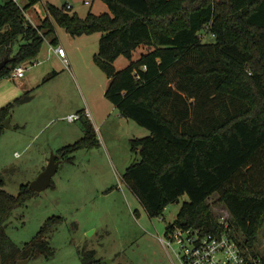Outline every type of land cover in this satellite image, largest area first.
Instances as JSON below:
<instances>
[{
    "label": "trees",
    "instance_id": "1",
    "mask_svg": "<svg viewBox=\"0 0 264 264\" xmlns=\"http://www.w3.org/2000/svg\"><path fill=\"white\" fill-rule=\"evenodd\" d=\"M38 1L23 8L13 0L0 3V61L10 57L0 79L20 64H33L45 39L58 43L54 22L71 35L102 32L95 58L109 78L105 94L124 117L150 131L132 139L141 158L128 166L126 183L151 217L189 196L167 231L185 220L221 232L207 203L218 193L231 235L264 264L257 249L264 226V0H103L109 12L85 17L47 3L48 14L35 25L24 10ZM202 31L215 41L205 42ZM120 55L129 63L118 70ZM193 55L200 68L185 62ZM186 95L195 98L193 108ZM12 107H0L1 129ZM81 142L58 152L71 160ZM35 194L30 183L12 194L0 180V264L53 254L44 236L60 216L50 217L23 247L6 233L14 209ZM94 255L90 251L83 264H106Z\"/></svg>",
    "mask_w": 264,
    "mask_h": 264
},
{
    "label": "rangeland",
    "instance_id": "2",
    "mask_svg": "<svg viewBox=\"0 0 264 264\" xmlns=\"http://www.w3.org/2000/svg\"><path fill=\"white\" fill-rule=\"evenodd\" d=\"M49 1L59 7L70 6V12L81 17L110 11L103 0H89L91 4L86 0ZM46 5L47 0H39L26 10L33 24L41 23L48 14ZM54 24L58 43L45 39L43 58H36L41 62L28 66L24 77L0 79V107L13 103L9 126L0 127V180L4 188L17 194L22 184L31 183L44 170L52 155L59 156L53 184L14 209L7 235L23 247L50 217L60 216L44 236L53 254L33 257L26 264H83L90 251L106 264H181L178 246L165 244L169 240L165 231L189 196L168 205L162 215L148 214L124 174L141 158L139 150L132 148V139L150 131L124 117L105 94L109 78L95 58L102 32L71 35ZM202 32L205 42L215 41L213 34ZM17 47L16 43L15 51ZM58 47L68 62L55 51ZM49 49L53 56L45 57ZM195 57L185 62L200 68ZM128 63V58L120 55L114 65L120 70ZM49 65L52 68L44 72ZM170 78L176 88L180 80L176 69ZM26 95L32 98L21 102ZM185 98L193 108L195 98ZM69 114H79L80 118L69 121ZM78 142L81 144L71 160L59 154L61 147ZM207 203L217 218L229 214L218 193ZM257 249L264 254V226Z\"/></svg>",
    "mask_w": 264,
    "mask_h": 264
},
{
    "label": "built area",
    "instance_id": "3",
    "mask_svg": "<svg viewBox=\"0 0 264 264\" xmlns=\"http://www.w3.org/2000/svg\"><path fill=\"white\" fill-rule=\"evenodd\" d=\"M24 7L23 0H13ZM90 3L89 1H86ZM70 6H68L69 8ZM28 18L26 10H24ZM63 57L64 62H68L62 47L56 49ZM35 64V62L33 63ZM32 64H20L11 71L12 77H24L28 66ZM79 114H69L67 119L74 121L79 119ZM230 214L219 218L222 231L205 232L200 227L190 224L175 225L171 230L165 231L169 240L165 241L166 246L176 244L179 248L177 256L181 264H263L262 258L253 254L248 248H243L240 243L230 233Z\"/></svg>",
    "mask_w": 264,
    "mask_h": 264
},
{
    "label": "water",
    "instance_id": "4",
    "mask_svg": "<svg viewBox=\"0 0 264 264\" xmlns=\"http://www.w3.org/2000/svg\"><path fill=\"white\" fill-rule=\"evenodd\" d=\"M10 61V57H5L4 60L0 61V71L8 64V62ZM32 97H30L29 95L24 96L21 99V102H25L30 100ZM9 121H10V115H8L6 117V119L3 122V125L5 127L9 126ZM140 148H142V146H140ZM57 155H52L51 159L49 160L48 165L44 168V170L30 183V187L37 191L40 192L46 188H48L49 186H51L52 184V180H53V176L57 171V168L59 166V160L57 159ZM182 225L187 224V221L183 220L181 222ZM30 260V258H26L23 260L19 261V264H26L28 261Z\"/></svg>",
    "mask_w": 264,
    "mask_h": 264
},
{
    "label": "crops",
    "instance_id": "5",
    "mask_svg": "<svg viewBox=\"0 0 264 264\" xmlns=\"http://www.w3.org/2000/svg\"><path fill=\"white\" fill-rule=\"evenodd\" d=\"M86 1H89V0H86ZM27 2H28V0H27ZM90 2V1H89ZM47 3H51L49 0H47ZM91 4V3H90ZM56 51V50H55ZM50 53L52 54V56H53V51H50V49H49V51H47V56L45 55V57H48V56H50ZM59 53V52H58ZM41 54V55H40ZM40 54L37 56V58H43L42 57V53L40 52ZM64 61V60H63ZM41 61L38 59H36L35 60V63H40ZM50 68H52V66H47L45 69H44V72L45 71H47L48 69H50ZM54 73H56V72H54ZM115 106V105H114Z\"/></svg>",
    "mask_w": 264,
    "mask_h": 264
}]
</instances>
